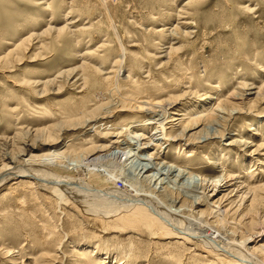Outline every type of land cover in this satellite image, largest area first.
<instances>
[{
  "label": "rangeland",
  "instance_id": "rangeland-1",
  "mask_svg": "<svg viewBox=\"0 0 264 264\" xmlns=\"http://www.w3.org/2000/svg\"><path fill=\"white\" fill-rule=\"evenodd\" d=\"M18 45L19 50L12 55ZM83 76L88 77L86 85ZM53 79L54 83L49 82ZM27 82L38 85H27ZM135 84L148 90L157 87L158 102L169 97L175 99L165 112L164 136H158L159 139L167 137L170 130L171 135H176L185 129L181 114H188L187 121L189 117L212 110L211 115L217 114L221 119L227 113L218 107L219 100L238 103L239 109L219 126L204 129L195 125L187 129L183 139L173 142L169 139L165 143L167 147L163 145L160 151L154 146L155 142L135 150L139 143L147 140L134 144L135 140L131 139L141 132L147 139L153 135L154 126L162 119L156 120L149 112L116 109L109 117L101 116V121L93 123L94 129L82 138V130H72L63 120L62 113H78L94 96L98 99L87 106L96 105L101 100L100 92L112 89L120 96L131 95ZM242 84L247 88H241ZM261 86L264 88V0H0V163L5 157L16 154L17 148L38 131L42 144L25 152L20 159H27L30 153L36 156L55 153L68 145L64 164L57 167L51 162L45 168L94 191L115 190L114 184L121 188L123 183L129 190L137 183V178L128 167L123 169L122 166L127 165L124 159L120 163L104 160L103 166L85 161L78 163L82 156L79 148L84 147L81 139L98 144L105 142L114 130L125 129L130 130L126 141L134 144L131 153L136 152L139 159L149 158L154 151L168 156V161L181 169H195L200 176L212 177L214 172L231 168L240 182L246 180L251 187L262 186L264 98L255 97ZM241 91L245 92L242 99L229 97L232 92ZM110 105L108 108L113 110L120 106L119 103ZM53 126H57L55 134H60L61 138L58 143L48 145L46 136ZM202 133L217 137L197 143L199 140L195 139ZM221 134L224 135L220 139ZM237 141L240 144L235 143ZM74 157L80 158L77 164L69 162ZM219 158L224 161L222 169ZM250 168L256 170L254 175L247 174ZM200 176L192 180L185 176L184 183L199 181ZM11 179L0 187V250L3 249L0 264H14L4 255L6 250L16 255L21 252L15 264H33V242L36 241L45 250L56 246L60 239H63V251L71 249L72 241L101 245L103 234L97 232L99 227L93 224L90 214L82 212L69 199L66 206L59 205L56 197L43 189L32 193V189L21 184L14 193L4 195L11 182L16 181ZM20 180L23 179L17 177V181ZM226 189L218 193L208 189L206 193H209L200 198L196 211L209 213L216 208V218L234 224L236 215L232 211L222 214L230 202L224 199L230 190ZM211 193L216 197H210ZM241 224L239 229H243ZM110 234L104 238L112 241L100 247L102 252L113 256L117 240ZM263 234L264 225L256 241L249 246L262 242ZM130 236L135 246H144L142 238L133 234L123 236L121 241L127 245ZM185 248L191 251L184 255V264H217L211 258L201 259L199 256L203 254L193 251L191 246L185 245ZM162 252V247H156L146 257L161 260L165 258ZM73 258L68 259L70 264L73 260L82 261Z\"/></svg>",
  "mask_w": 264,
  "mask_h": 264
},
{
  "label": "bare ground",
  "instance_id": "bare-ground-1",
  "mask_svg": "<svg viewBox=\"0 0 264 264\" xmlns=\"http://www.w3.org/2000/svg\"><path fill=\"white\" fill-rule=\"evenodd\" d=\"M18 47L19 45L15 46L13 52H11L12 55L17 51ZM5 58H8V56ZM87 78L83 76L84 85L87 84ZM53 81L55 79L49 82ZM47 83L48 81L43 86L45 87ZM25 84L38 85V83L28 82ZM135 85L136 87H133L131 95L126 93L120 96L119 92L113 93L112 89L108 90L107 93L100 92L99 97L101 100L96 102V105L87 106L88 103L98 99L94 96V100L86 102L84 104L86 107L83 106L78 113H74V111L69 114L62 113L64 115L63 120H66L68 127H72V130H82V134L80 135L82 138L86 132L94 129L93 123L101 121V116L109 117L115 113L116 109H127L134 113L149 112L155 115L156 120L162 119L159 124L157 123L154 126L153 135L147 139L144 133L141 132L133 135L131 139L135 140L134 144L147 140L145 143H139V148L135 147V150H141L148 145H153L152 142H155L154 146L160 151L169 139H173L172 142L183 139L187 129H193L195 125H198L195 128L202 126L204 129L209 126H219V123L231 118V113L234 110L239 109L238 103H231L232 101L230 102L229 100H219L218 107L227 113L221 119L217 114L211 115L212 110L205 111L204 114L198 116L189 117L187 121L188 114H181L179 116L184 117V121L182 122H186L185 129L177 132L176 135H171L170 130L169 134H166L167 137L159 139L158 136H164L162 121H167V114L165 112L175 102V99L169 97L158 102V100L156 101V98H158L157 87L148 90L147 88H141L140 85ZM262 86L255 92L256 94L254 93L257 99L264 98V88ZM241 88L245 89L247 85L242 84ZM233 93L229 97L233 99H239L240 97L242 99L245 92ZM118 103L120 106L118 105L114 110L108 108L112 106L110 104ZM170 120L172 121V118ZM57 126H53V128H57ZM55 128L48 131L46 136L47 141H49L48 145L50 142L53 144L58 143V140L61 138L60 134H55ZM129 131L125 129L121 131L114 130L112 134L107 136L108 139L105 142L101 141L98 144L90 142V139L85 141L81 139L80 141L83 143L81 146H84L83 148H79L82 151V156L80 157L82 161L79 160V157H74L73 160L69 161L76 164L78 160V163L85 161L87 164L98 166L102 165L104 160L120 163L124 159V163H127V165L122 166L123 169L128 167L132 174H134L133 176L137 178V183L131 186L129 190H126L123 183L121 188H118L114 184L113 189L115 190L94 191L92 187L89 189V187L87 188L85 185L73 181L68 176H61L45 168L51 162L55 166L60 167L68 154V145H65L63 149L60 148L55 153H46L43 156H36L30 153L27 159H20L22 155H25V152L27 154V152L40 147L42 144L38 140V131H36V135H32L31 140L24 141L22 146L17 148L16 154L5 157L4 161L0 163V187L5 186V183H8L11 178L16 180L13 183L11 182L7 188V193L4 195L14 193L16 187L21 184L24 188L32 189V193L38 189H43L47 194L56 197L59 205L63 204L66 206L69 199L82 212L84 211L87 215L90 214L91 220L94 222L93 224L98 225L97 232L101 235L103 234V240L99 244H104L103 247H105V245H108L112 241L110 238H104L109 233H112L113 235H110L114 236V239L117 240V244L115 245L117 251L113 256L108 252H102L101 245L98 244H94L93 246L88 244L81 245L72 241L70 242L73 244L71 249L63 251V239L58 240L55 244L56 246L46 250L42 248L40 242L32 241L36 249L32 253V256L35 257L33 264H70L68 259L73 257H78L82 261L73 260L72 264H184L182 261L184 255L189 253L188 251H191L190 249H186L185 245L191 246L193 251L202 253L203 256H199L201 259L204 257L206 259L211 258L217 264H264V240L255 247L249 246L256 241L258 231L264 225V219L261 220L264 218V185L251 187L248 183L249 181L243 180L240 182L237 180L239 179L238 175H235L231 168H224L220 172H214L212 177L200 176L198 175L200 173H196L198 171L195 169L191 168L190 171L181 169L178 165H174L172 161H168V156L155 154L154 151L150 153L149 158L139 159L136 152L131 153V150H134V144H130L125 139L126 133ZM223 135L221 134L218 137L221 139ZM216 137L211 134L202 133L195 140H199L197 143H205ZM200 140H203V142H200ZM232 142L234 143V140ZM232 142L230 143L233 144ZM235 143L240 144L238 141ZM41 159H43V162L40 161ZM221 159H217L221 161L219 162L220 168L224 167V161L222 162ZM251 169L253 168L248 170V175L256 171ZM262 172L260 171L259 173ZM185 176L190 177L191 180L193 177L200 176V182L196 179L197 181L194 180L191 183L187 181L184 183ZM17 177L23 180L17 181ZM109 179H112V177H109ZM168 183L173 187L177 185V187H170ZM188 184L192 185L190 189ZM225 187L227 189L232 188L224 196V199L226 201L228 199L230 202L229 205L227 204L229 207L226 206L227 209L222 211V214L232 211V214L236 215V218L234 217L236 221L232 225L216 218L218 215L216 208L212 209L209 213L200 210L196 211L200 198L209 193H206L208 189L211 188L210 192L214 190V192L217 191L218 193L220 189ZM170 189L172 191L176 190V193L169 192ZM210 197H216V194ZM237 201L239 202L236 203ZM235 203V208H233ZM240 224L243 229H239ZM130 234L140 239L142 238L141 242L145 243L144 246H135L131 236L127 238L128 243L125 245L121 240L123 236ZM96 236H93V238ZM253 237L254 239L252 240ZM45 240L47 239L45 238ZM156 247H162V253H165V258L156 260L158 257H154L152 261L147 257L151 254L153 248L155 249ZM0 251L3 252V249ZM4 255L10 257L11 261L15 264L22 254L20 252L16 255L15 252L6 250Z\"/></svg>",
  "mask_w": 264,
  "mask_h": 264
}]
</instances>
